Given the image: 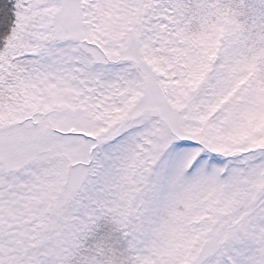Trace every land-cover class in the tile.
Listing matches in <instances>:
<instances>
[{
  "label": "snow or ice",
  "instance_id": "obj_1",
  "mask_svg": "<svg viewBox=\"0 0 264 264\" xmlns=\"http://www.w3.org/2000/svg\"><path fill=\"white\" fill-rule=\"evenodd\" d=\"M0 264H264V0H0Z\"/></svg>",
  "mask_w": 264,
  "mask_h": 264
}]
</instances>
